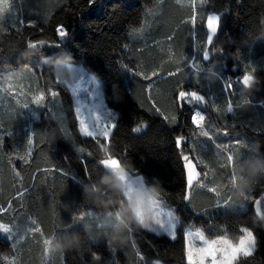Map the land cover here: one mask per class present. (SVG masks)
<instances>
[{
  "label": "trees",
  "instance_id": "1",
  "mask_svg": "<svg viewBox=\"0 0 264 264\" xmlns=\"http://www.w3.org/2000/svg\"><path fill=\"white\" fill-rule=\"evenodd\" d=\"M193 5L195 32L184 23ZM211 13L221 20L209 47L203 22ZM57 61L80 62L101 80L117 114L111 145L81 136ZM136 65L142 76L131 71ZM0 137V205L11 204L0 221L18 241L13 250L0 232V264L4 256L17 264H141L137 248L146 264H187L188 227L233 241L250 230L254 254L237 264H264V203L257 215L249 202L264 192V0H0ZM116 156L179 217L174 240L134 219L100 163ZM108 217L120 227L102 223Z\"/></svg>",
  "mask_w": 264,
  "mask_h": 264
},
{
  "label": "rangeland",
  "instance_id": "2",
  "mask_svg": "<svg viewBox=\"0 0 264 264\" xmlns=\"http://www.w3.org/2000/svg\"><path fill=\"white\" fill-rule=\"evenodd\" d=\"M54 71L56 79L66 85L71 93L76 123L77 119L80 120V134L95 137H100L101 134L107 136L111 132L113 122L117 119V114L104 102L99 77L80 62L57 61L54 63ZM108 112L113 115L109 117ZM101 161L104 162L102 166L114 176L117 184L122 188L137 223L147 231L153 228L158 230L155 233L169 236L168 232L159 230L161 228L159 222L162 221L164 226L176 228L177 237L179 217L172 208L147 188L143 177L137 171L125 169L120 164L114 163V158L104 157ZM185 165L187 169L193 168L189 160L185 162ZM257 211L261 212L260 206ZM168 212H172L176 217L173 225L167 223L166 213ZM102 223L114 228L120 227L119 222L111 217ZM186 240L192 244L191 249L188 250V264H233L238 256H247L253 249L252 233L248 230H244L238 240L233 241L227 236L209 237L200 228L188 227L184 231V242ZM129 241L131 243L130 239ZM134 256L138 261L135 250Z\"/></svg>",
  "mask_w": 264,
  "mask_h": 264
},
{
  "label": "snow or ice",
  "instance_id": "3",
  "mask_svg": "<svg viewBox=\"0 0 264 264\" xmlns=\"http://www.w3.org/2000/svg\"><path fill=\"white\" fill-rule=\"evenodd\" d=\"M88 2H89V4H91V3H94V0H88ZM192 7H193L192 14H191L190 17L186 16L187 19L184 20V23L190 24L191 25V31L195 32V30L197 28V23H196V15H197V13L195 11V6L193 5ZM220 20H221V14L216 15V33L218 32L219 27H220ZM45 22H47V18L45 19ZM20 24H21V26H24L25 21L21 20ZM27 26L28 27L35 26V21H31V20L27 21ZM203 26L205 28H207V21L206 20L203 22ZM17 31H20V29L18 28ZM54 32H55L56 36H58L60 39H63L64 37H66L68 35L67 29L65 28V26L62 23H58V24L55 25ZM30 45H31V42H30ZM53 46L59 47V44L57 43V44H55ZM210 46L211 45H209V47ZM204 59L205 60L210 59V57H209L207 52H205V54H204ZM136 67H138V65L133 66L131 68V71H133L137 75H141L142 76L143 73H138L136 71ZM248 74L250 75V73H248ZM145 79H147V77H145ZM231 88H232L231 84L225 85V90L226 91H228ZM51 94H52L53 97L58 95V92H57L56 88L51 89ZM27 95H31V96L35 97L37 102H42L40 100V97L43 95L42 93H36V92L29 91L27 93ZM177 96H178V98H180V100H181L180 106H181V108H183V106L186 103V100L183 98V94L182 93H177ZM75 112H76V109H75ZM112 115H113L112 113L108 112V116L109 117H111ZM194 115H195V113H194ZM163 119H166V118L163 117ZM77 123H78V131L80 132V120L79 119H77ZM115 129H116V123L113 122L112 128H111V132L107 136H104L103 134H101V136L99 137V140L101 142L105 143V144L111 145L114 142ZM133 130L134 131H140L141 130V126H136ZM8 135L11 136L12 133H8ZM34 136H35V133H33L32 136H29L27 138V140H26L28 148H29V151L31 150V146L34 143ZM81 136L90 139L93 143L97 142V137H95V136H84L83 133H81ZM175 140L179 141V143L177 145L178 150H179L180 148L183 147L184 141L180 137L175 138ZM2 141H3V137H0V147L3 146L2 145ZM79 151L83 152L84 149L81 147L79 149ZM122 152H123L124 155H126L125 149H122ZM88 155L91 156L92 154L89 153ZM21 159H23V157H21ZM181 160H183V157H181ZM81 162L85 163V161L83 160V157L81 158ZM100 163L103 164L104 162L101 161ZM114 163L122 164L121 157L120 156L114 157ZM85 171H86L89 179H91L92 178V172L87 169L86 163H85ZM185 180H186V184H185V195H184V198L186 200H188V199L191 198V191H192L193 185L188 181L187 170L186 169H185ZM136 183H140V182H136ZM140 186L141 187L143 186L142 183L140 184ZM249 202H251L254 212H256L257 215H260V212L257 211V209L262 203H264V192H262L258 196L251 197L249 199ZM10 208H11V204H9V208L8 209H5L2 205H0V213H7V211ZM166 215L168 216V222H167L168 225H173V223L176 221V217L173 215L172 212H168V213H166ZM159 223L161 224V228L159 230H164V231L168 232L169 233V238L174 240L176 238V235H175L176 228L169 227V226H164L162 221L159 222ZM148 230L149 231H153V232H158L157 229H153V228H149ZM0 232L8 235V239L11 241V248L13 250H15L18 241H17L16 237L13 238V236L11 235L12 232L10 231V225L5 224L4 222L0 221ZM252 237H253V249H252V251H250L247 254V256L244 257L245 259H247L248 256L253 255L254 251H255V248H256V243L257 242H256V238H255V233L254 232L252 233ZM191 247H192L191 242L186 240V242H185V251H184V255L183 256H184V259L187 261V264H188V250L191 249ZM137 257L139 258V261L141 262V264H146L145 256H144V254H142L139 251L138 248H137ZM3 259L5 261H7L8 264H17V259H15V258L9 260V258L7 256H4ZM239 259H240V257L238 256L236 261H233V264H237ZM152 264H162V262H161V260L156 259V260L152 261Z\"/></svg>",
  "mask_w": 264,
  "mask_h": 264
},
{
  "label": "water",
  "instance_id": "4",
  "mask_svg": "<svg viewBox=\"0 0 264 264\" xmlns=\"http://www.w3.org/2000/svg\"><path fill=\"white\" fill-rule=\"evenodd\" d=\"M207 21V28H206V44L207 46L210 44L212 38L216 34V15L211 13L206 17ZM205 54V53H204ZM189 171L187 172V177L188 181L192 184L193 181V176H192V171L188 169Z\"/></svg>",
  "mask_w": 264,
  "mask_h": 264
}]
</instances>
